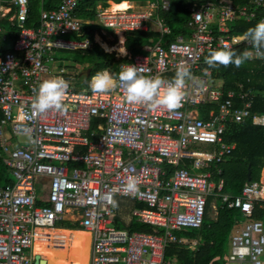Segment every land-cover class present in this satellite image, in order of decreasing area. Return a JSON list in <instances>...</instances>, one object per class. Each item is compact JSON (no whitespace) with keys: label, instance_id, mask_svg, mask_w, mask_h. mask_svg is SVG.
<instances>
[{"label":"built area","instance_id":"built-area-1","mask_svg":"<svg viewBox=\"0 0 264 264\" xmlns=\"http://www.w3.org/2000/svg\"><path fill=\"white\" fill-rule=\"evenodd\" d=\"M97 1L102 28L122 34L159 32L158 42L142 47L125 64L142 66L146 75L168 81L178 67L188 68L184 99L169 110L129 104L121 86L107 93L77 91L69 68L54 53L90 47L88 40L60 38L82 35L83 24L75 15L80 0H62L57 9L42 11L37 28L27 27L29 0L0 2V46L7 42L2 21L18 32L6 52L0 48V159L14 179L0 187V264H35L37 243L64 250L66 242L58 232L68 230L65 223L90 236L88 264H174L166 259L170 247L198 250V239L178 233L201 230L211 198L242 213L225 261L264 264V223L253 219L255 204L264 202V170L262 180L231 195L224 192L220 167L236 150L225 140L228 125L251 120L264 127V114L252 113L256 93L244 84L226 91L205 62L222 47L243 45L253 52L250 41H234L243 35L232 34L230 23L252 22L264 0L243 7L232 0L195 4L187 25L190 34L171 43L165 41L172 30L160 15L169 7L167 0L147 1L142 10L134 5L113 10L103 2L115 0ZM255 60L264 61L254 55L249 59ZM54 76L70 84L64 111L35 113L33 89ZM18 137L28 143L19 144ZM130 176L137 179L138 191L125 193ZM118 198L142 205L131 211L130 222L153 232L120 229Z\"/></svg>","mask_w":264,"mask_h":264},{"label":"trees","instance_id":"trees-1","mask_svg":"<svg viewBox=\"0 0 264 264\" xmlns=\"http://www.w3.org/2000/svg\"><path fill=\"white\" fill-rule=\"evenodd\" d=\"M125 1V0H120ZM134 1V0H129ZM136 1V0H135ZM138 1V0H137ZM151 0H141L146 2ZM169 7L161 10L160 15L165 19L166 24L171 28V35L166 37L165 43L174 42L179 36H188L190 30L188 22L190 19V9L195 4H200L205 0H167ZM253 0H232L236 7L248 5ZM62 0H29V21L27 27L37 28L40 25V15L43 10L52 11L58 8ZM96 0H80L76 18L82 21H92L95 18ZM122 6V5H121ZM120 6V7H121ZM116 7V9L120 8ZM264 18V8L256 12L255 19L247 23L243 19H238L230 23L232 34L244 35L248 29ZM1 26L8 36L9 42L17 39V29L4 20ZM92 27L86 29L87 34H91ZM93 41V35H88ZM160 38L159 32L136 31L126 33V45L133 55L141 52V48L152 43L158 42ZM79 39H84L81 37ZM9 45L2 44L1 52H6ZM238 52H244L245 46L241 45L234 48ZM93 56L92 67L98 72L105 69L113 74H118V67L121 63H128V58L118 59L116 53H106L101 47L93 43V48L88 51ZM97 58V60H96ZM67 66H74L69 63ZM215 75L224 81L226 91L238 90L240 84L245 85V89L253 95L252 113L264 114V61L244 62L240 67L235 65L219 66L213 68ZM95 71L91 76H94ZM250 80V82H248ZM201 109V108H200ZM2 112L0 110V120ZM226 142L236 144V150L231 158L221 165L223 169L222 179L224 180V192L231 195H239L245 184L248 183L249 169L252 173L253 181L260 179L264 170V127L254 126L252 121H246L242 124L231 123L228 125L225 134ZM3 161L0 159V187L12 184ZM216 202L217 215L216 218H210L212 212V204ZM242 213L239 209H228L222 206L220 201L215 198L209 200L207 215L204 226L198 232H179V237H187L190 239H198L200 244L196 252L183 249L178 257V264H218L228 253L230 238L234 233L237 222L241 221ZM254 220L264 223V202H257L254 206ZM145 226V225H143ZM138 226L133 223L128 229L131 232H153L149 226ZM179 246H172L167 250L166 258L174 255L175 249ZM79 253L78 250L75 253ZM219 258V260H216ZM216 260V261H215ZM83 263L81 261H75Z\"/></svg>","mask_w":264,"mask_h":264},{"label":"clouds","instance_id":"clouds-1","mask_svg":"<svg viewBox=\"0 0 264 264\" xmlns=\"http://www.w3.org/2000/svg\"><path fill=\"white\" fill-rule=\"evenodd\" d=\"M126 1L129 0H125V1L115 0L112 3L119 6L123 4H127V6L134 5L132 1H129L132 2V4ZM140 1L141 0L138 1L136 0V2H139V5L144 8L147 1L145 3ZM98 2L99 1H97V5L94 10L95 12L94 20L82 21L78 19L83 24V31L80 37L75 35V40H88L90 42V47L86 50H77V51L88 52L93 48V43L101 47L99 44L100 41L97 40V38L98 39L101 38L99 37V35L95 33L96 32L95 24L98 25V20L96 18V9L98 6ZM103 3L107 7L111 6V4L109 5L106 4L105 2ZM137 10H142V8H137ZM93 21H95V23L89 24L90 22ZM85 25H87L86 28H84ZM88 27L93 28L91 34H87L86 32V29ZM88 35H93V41L88 37ZM124 35L126 36V34ZM81 37H84V39H79ZM233 39L234 41L236 40L250 41L251 44L253 45V52H249V51L238 52L237 50L228 47H222L220 49L213 50L210 53V56L207 57L205 60L206 64L209 66V69L218 68L221 65L226 67L230 64L235 65L238 68L244 62H246L250 58H253V55L254 58L256 59H264V20H260L255 25V27L248 29V31L243 36L234 37ZM102 49L107 53V51L104 48ZM77 51H71V52H77ZM112 53H116V57L119 59L117 50H113L109 54ZM133 56L134 55H132L128 59L131 61V58ZM120 58L124 59L127 58V56H125L124 58L122 57ZM59 61L62 62V60ZM65 64L69 65V63L66 62ZM121 64L119 65L120 71L118 67V74H113L109 70L105 69L103 71L97 72L94 76H92L89 81V88L91 90L88 91H92L93 93H107L114 90L117 86H121L126 93L125 100L129 104L147 105L149 107H164L169 110L177 109L181 106V103L185 96L186 78L190 77L188 68L182 66L178 67L175 77L171 81H168L161 78L158 75L157 76L146 75L145 69L142 66H137L134 64H125V63H121ZM74 66H67L70 70L69 78L71 77L70 78L71 82L73 78L71 75V71ZM207 71L208 69H205L206 73ZM69 87H70L69 82L60 76L50 77L42 81L39 84L38 88L33 89V92L35 94V101L33 103L34 112L38 114H44L49 110H55L61 112L64 111L65 109L64 101L68 94ZM95 121L102 123V121L98 119H96ZM123 191L125 193H134L138 191V182L134 176H130L128 178L127 183L123 187ZM69 229L70 230L74 229L72 231H80L77 230L76 227H72L71 225H69L68 230ZM228 254L229 252L225 256H227Z\"/></svg>","mask_w":264,"mask_h":264},{"label":"rangeland","instance_id":"rangeland-1","mask_svg":"<svg viewBox=\"0 0 264 264\" xmlns=\"http://www.w3.org/2000/svg\"><path fill=\"white\" fill-rule=\"evenodd\" d=\"M120 1V0H119ZM160 1V0H159ZM1 3L4 2V0H0ZM99 4V3H98ZM95 23V21L90 22L89 24H93ZM95 33L97 35H99V37L101 38V40L103 42H107V44L109 45V47L111 45H113L116 41H117V37L115 35V32L113 30H108V29H104L102 27H100L99 25L95 24ZM87 25L84 26V28H86ZM60 38L65 39V40H72L75 39V35H64V36H60ZM122 39V38H121ZM97 40L99 41V39L97 38ZM6 44L12 45V43L10 42V44L7 42ZM9 47V48H10ZM119 46L116 47V49ZM112 48V47H111ZM115 48V47H113ZM112 48V49H113ZM110 53V52H107ZM55 57L59 60H62L66 63H70L71 65H80V66H84L86 64H89L92 67V59L93 56L91 53L88 52H81V51H77V52H71V51H62V50H58L55 51ZM97 60V58H96ZM81 70H78V74ZM77 72V71H76ZM74 72H71V75L74 76ZM72 82L74 85L78 86L79 90H83V88H85L82 79L78 78L76 76H74L72 78ZM18 142L21 145H26L28 143V138L26 137H18ZM200 171L197 170L196 173H199ZM10 178L14 181L12 175H10ZM257 182L260 181V179L256 180ZM136 208V205L134 204V201L130 200V199H124V198H118L116 200V205H115V209H116V215H117V226L120 229H127V224L126 221L130 219V213L131 211ZM216 214H217V210L216 208H214V203L212 205V212L210 213V218L214 219L216 218ZM246 220L243 221V223H245ZM138 226H143L141 224H136ZM64 227L69 228V224L65 223L64 225H62ZM145 227V226H143ZM64 239H65V246H64V250H54V249H47L45 247L44 244L42 243H37L35 251L38 254H44V255H50V259H49V264H67L68 262V257H67V252L69 249L72 250V256H71V261H81L83 260V258L85 257V254L87 256V259L89 260V248H87L90 245V238L89 235L87 233H83V232H77V231H69V230H61L59 233ZM77 244L79 245L81 248L80 250L78 249L79 253H75V257L73 255V246L72 244ZM168 261H172L171 258L167 259ZM219 260V259H218ZM46 261V260H45ZM81 263V262H79ZM219 264H230L228 262L225 261V259L219 260ZM231 264H237V263H231Z\"/></svg>","mask_w":264,"mask_h":264},{"label":"crops","instance_id":"crops-1","mask_svg":"<svg viewBox=\"0 0 264 264\" xmlns=\"http://www.w3.org/2000/svg\"><path fill=\"white\" fill-rule=\"evenodd\" d=\"M126 2H129V1H126ZM133 2V4L137 7V8H143L142 6H140L139 5V2H136L135 0L134 1H132ZM132 2H129V3H131L132 4ZM137 4V5H136ZM110 5V4H109ZM124 5V4H123ZM127 5V4H126ZM119 7V6H118ZM108 8H112L111 6H108ZM119 9V8H118ZM4 35L7 37V42L10 44V42H9V39H8V36L5 34V32H4ZM115 35H116V37H117V41L113 44V45H111L110 47H117V46H120V48H123L126 52H125V54H123V53H121L118 49H114L113 48V50H117V53H118V55H119V59H121L120 57H122V58H124L125 56H127V58H130L132 55H133V53L128 49V47H127V45H126V36L124 35V34H122V33H115ZM121 38H123V42L121 41ZM99 41H100V46L102 47V48H104L103 47V43H105L106 45H108L107 44V42H103L101 39H99ZM6 42V43H7ZM13 42V41H12ZM11 42V43H12ZM101 42H103V43H101ZM6 43H4V45L6 44ZM6 45H8V44H6ZM109 46V45H108ZM9 47H10V45H9ZM8 47V48H9ZM119 48V47H118ZM105 49V48H104ZM106 50V49H105ZM112 50V51H113ZM107 51V50H106ZM107 52H109V51H107ZM111 52V51H110ZM54 57H55V54H54ZM56 58V57H55ZM57 59V58H56ZM125 59V58H124ZM59 60V59H58ZM255 61H257V60H255ZM252 62V61H251ZM90 65L89 64H86V65H84V66H80V65H76V66H74L73 67V69H72V71L75 73L74 74V76H76V77H78V78H81L82 79V82H83V84H84V86H85V88H83V90H79V88H78V86H76V85H74L73 84V82H71L72 84H73V87L77 90V91H80V92H82V91H88V90H91L90 88H89V81H90V79H91V75H92V73L95 71V74L98 72L96 69H90ZM81 70L80 72H79V74H78V70ZM71 71V72H72ZM77 71V72H76ZM88 71H89V73H88ZM95 74H93V75H95ZM74 76H72V77H74ZM71 78V77H70ZM262 178H263V174H261V177H260V180H262ZM132 201V200H131ZM214 203V208H216L217 206H216V203L215 202H213ZM134 204L136 205V208H142V205H140V204H138V203H136L135 201H134ZM130 215H131V213H130ZM217 215V214H216ZM126 224H127V227L129 228L133 223L132 222H130V219L129 220H127L126 221ZM66 230V229H65ZM70 231V230H69ZM77 232H83V231H77ZM235 232V231H234ZM58 233H60V232H58ZM84 233V232H83ZM89 238H90V236H89ZM187 238V237H186ZM190 239V238H189ZM77 244H79V243H77L76 242V244H72V246H73V248H74V250H73V255H74V257H75V251H77L78 249L80 250V246L79 245H77ZM87 248H89V250H90V245L87 247ZM179 249H175V252H174V255H172V256H170L169 258H171V262H173L174 264H178V257H179V255L181 254V250H182V248L183 249H186V250H189V249H187V247H178ZM191 251V250H190ZM36 252V251H35ZM228 252H229V250H228ZM37 255H39L41 258H43L44 260H46V264H49V259H50V255H44V254H38L37 253ZM71 256H72V250L71 249H69L68 250V252H67V257H68V262H67V264H88V262H89V260L87 259V256H86V254H85V257L83 258V263H77V262H74V261H71ZM167 259V258H166ZM219 258H217L216 260H218ZM215 260V261H216ZM219 264V263H218Z\"/></svg>","mask_w":264,"mask_h":264},{"label":"bare ground","instance_id":"bare-ground-1","mask_svg":"<svg viewBox=\"0 0 264 264\" xmlns=\"http://www.w3.org/2000/svg\"><path fill=\"white\" fill-rule=\"evenodd\" d=\"M117 6H119V5H115V4H113L112 2H111V7H112V9L113 10H115L116 9V7ZM121 6V5H120ZM119 6V7H120ZM127 5L126 4H124V5H122L120 8H124V7H126ZM121 41L123 42V38L121 39ZM101 43H103V42H101ZM103 47L107 50V51H112L113 49L111 48V47H109L108 45H106L105 43H103ZM121 53H123V54H125V50L123 49V48H120V46H119V48H117Z\"/></svg>","mask_w":264,"mask_h":264},{"label":"water","instance_id":"water-1","mask_svg":"<svg viewBox=\"0 0 264 264\" xmlns=\"http://www.w3.org/2000/svg\"><path fill=\"white\" fill-rule=\"evenodd\" d=\"M89 73V71H88ZM253 179H252V173H251V170L249 169V172H248V182H251ZM35 264H46V261L41 259V257L39 255H37L35 257Z\"/></svg>","mask_w":264,"mask_h":264}]
</instances>
